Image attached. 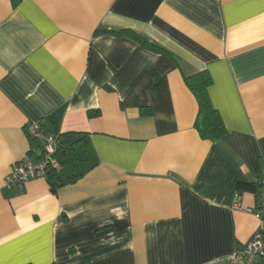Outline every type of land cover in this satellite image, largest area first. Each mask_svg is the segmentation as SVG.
<instances>
[{
  "label": "crops",
  "instance_id": "0c3cea01",
  "mask_svg": "<svg viewBox=\"0 0 264 264\" xmlns=\"http://www.w3.org/2000/svg\"><path fill=\"white\" fill-rule=\"evenodd\" d=\"M199 72L217 142L194 128ZM30 123L58 163L86 134L96 165L5 185ZM262 189L264 0H0V264H229Z\"/></svg>",
  "mask_w": 264,
  "mask_h": 264
},
{
  "label": "built area",
  "instance_id": "2783aa9c",
  "mask_svg": "<svg viewBox=\"0 0 264 264\" xmlns=\"http://www.w3.org/2000/svg\"><path fill=\"white\" fill-rule=\"evenodd\" d=\"M25 133L32 145L38 151L34 156H28L15 163L4 179L7 186H21L34 179H46L47 173L59 168L55 159L59 149V137L47 133L40 123H30L25 127ZM236 206L240 208L237 203ZM246 213L253 214L260 221L259 229L253 235L251 241L245 245L236 247L232 253L229 264H258L264 262V212L244 209Z\"/></svg>",
  "mask_w": 264,
  "mask_h": 264
},
{
  "label": "trees",
  "instance_id": "16d2710c",
  "mask_svg": "<svg viewBox=\"0 0 264 264\" xmlns=\"http://www.w3.org/2000/svg\"><path fill=\"white\" fill-rule=\"evenodd\" d=\"M114 33L119 35H130L147 48L160 50V48L155 44L150 43L149 41L144 40L143 38L128 31H119ZM184 82L198 103V113L194 123V128L202 140L210 142L219 141L227 131L217 110L213 108L207 95V88L212 84L210 75H208L207 72H199L191 75L190 77L184 78ZM62 155L64 159L58 163L61 166L76 168L80 164H89L94 166L97 163L94 151L86 134L82 135L80 139L66 147L63 150ZM82 175L83 173L78 176L70 177L66 182H64L60 179L57 170H53L47 173L46 180L53 189H56L67 183H73ZM253 185L254 184L251 186Z\"/></svg>",
  "mask_w": 264,
  "mask_h": 264
},
{
  "label": "rangeland",
  "instance_id": "374dc122",
  "mask_svg": "<svg viewBox=\"0 0 264 264\" xmlns=\"http://www.w3.org/2000/svg\"><path fill=\"white\" fill-rule=\"evenodd\" d=\"M58 172H59V174L61 175V176H63V174H64V171H62V169L60 168L59 170H58ZM261 192H264V190L262 189V190H260Z\"/></svg>",
  "mask_w": 264,
  "mask_h": 264
}]
</instances>
